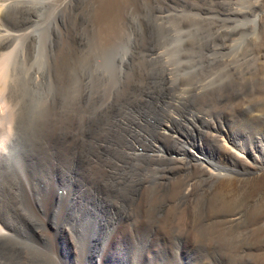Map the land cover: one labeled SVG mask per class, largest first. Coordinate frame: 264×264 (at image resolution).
Returning a JSON list of instances; mask_svg holds the SVG:
<instances>
[{
  "label": "rangeland",
  "instance_id": "1",
  "mask_svg": "<svg viewBox=\"0 0 264 264\" xmlns=\"http://www.w3.org/2000/svg\"><path fill=\"white\" fill-rule=\"evenodd\" d=\"M19 2L3 20L10 37H0L2 50L14 51L25 124L15 149L21 150L4 162L8 168L0 176V204L10 224L0 223L11 234L0 248V264L255 261L252 255L244 260L243 246L254 236L264 245V189L255 184L264 174L256 161L264 164V156H240L244 167L228 189L212 167H201L188 145L214 144L209 156L216 152L219 159L226 145L214 123H223L225 133L229 120L247 118V106L264 111V0ZM202 112L209 124L200 119ZM103 135L119 139L120 150L113 151L111 140L101 141ZM127 139L133 150H125ZM90 143L95 155L97 143L109 148L104 160L120 157L118 169L108 168L111 186L101 182L96 189L75 175L84 172L77 159ZM25 151L33 153V169L47 182L34 193L45 203L38 212L20 199L18 162L24 164ZM62 164L82 190L107 201L96 196L98 204H87L85 223L64 217L62 206L73 196L65 198ZM57 190L63 201L57 199L51 210L48 201ZM236 199L245 212L234 227L238 245L229 247L216 234L230 225L226 218L216 223L213 215L231 210ZM62 220L65 225L57 226Z\"/></svg>",
  "mask_w": 264,
  "mask_h": 264
},
{
  "label": "bare ground",
  "instance_id": "2",
  "mask_svg": "<svg viewBox=\"0 0 264 264\" xmlns=\"http://www.w3.org/2000/svg\"><path fill=\"white\" fill-rule=\"evenodd\" d=\"M18 3H20L19 0H0V31H2L4 26H5L4 23H3L4 22L3 20L5 18H7L6 16H7L8 8H11V6H14L15 4L17 5ZM5 24H7V23L5 22ZM6 30H7V28H6ZM6 32L4 31L5 34L4 33L1 34L0 37L7 36ZM8 35H9V33H8ZM7 37H10V36H7ZM1 42L2 41H1V38H0V171H1V169L4 170V171L0 172V176L4 175L5 170H7V169H3L4 166L5 167L7 166V163H4V162H6L8 160H12L15 157L17 158L16 154H18L20 152V150H21L20 148H19V151L15 150V149H16V146L20 144V141H19L20 132L23 130L24 125H25L24 122H23V105H22V101L19 99V87H18L19 86V83H18V81H19V77L18 76L19 75H17V73H16V71L14 69L15 65H13V63H14V61H13V52L14 51H12V52L11 51L4 52L2 50L3 49V46H2L3 44ZM11 48H13V47H11ZM22 78H23V76H22ZM22 84H24V82ZM22 84H20V85L22 86ZM23 104H25V103L23 102ZM247 107H248V111H247L248 112L247 113L248 116H247V118L244 121L241 120L239 122V124H233L232 120L235 117L232 120H229L228 122L230 123V128L226 129L225 133H223V126H224L223 123H222V125L220 123H218L217 121H216L217 123L216 122L214 123L215 130L217 131V133L219 132L221 134V136H222V138L224 140V144L226 145L224 147L225 148L224 153L219 154V156H218L219 159H216L215 156H214V154H216V152L213 155L209 156V151H211V148H212V150L215 151V145L214 144H211L208 147L209 150L207 149V146H206L205 142H203V141H201V142H197L196 141L197 144L193 143V144L188 145L189 148H193V150H195L194 151V156L196 157L197 162L200 163L201 167L204 168L205 165L212 167L213 169H211V171L213 173H215V172L217 173V175L220 177L221 182H223V184H225L224 185L225 188H228V189H231V184H233L234 180H236L239 177L238 176V174H239L238 170H241V168L244 167L242 165L243 162H241V160L239 159L240 156H245V155H247L248 153H251V152H255V153H253V156L255 157L254 159H256V160H257V158L259 159L260 155L264 156V111L262 112L260 107L259 108L258 107L257 108L256 107L255 108H251V105H249ZM247 107H243V108L241 107V108L243 110H247ZM201 116L202 117L200 119L203 120L202 122H205L206 124H209V120L205 119L206 115L204 116V113H203ZM244 117H246V116H244ZM235 120H236V118H235ZM70 121H71V119H70ZM73 121H74V119H73ZM235 123H236V121H235ZM237 123H238V120H237ZM71 124L69 126H71ZM73 124H75V123H73ZM211 124L213 125V123H211ZM85 126H87V124ZM75 128H76V126H75ZM70 129H72V128H70ZM215 130L213 129V131H215ZM68 131H69V128H68ZM202 131H204V130H202ZM85 135H86V133H85ZM87 136H89V135H87ZM129 136L130 135H128V137ZM54 137H56V136L54 135ZM102 137L103 138L105 137L102 140L100 139L104 143H108V141L111 140L109 142H111L113 144V146H117V147L113 148V151L120 150L121 142L119 141V139H117L114 136H105V135H103ZM214 138H217V137H214ZM92 140H94V139H92ZM126 141H127V145L125 146V148H126L125 150H130V149L133 150V146L134 145L132 143H130L129 139H127ZM215 141L218 142L217 139H215ZM84 142H85V140H84ZM69 143H67V145ZM88 143H89V141H88ZM111 143H109V144H111ZM220 143H221V141H220ZM70 144H72V143H70ZM81 144H82V142H81ZM123 144H124V142H123ZM135 144H136V142H135ZM92 145H93V143L92 144L90 143L88 146L84 147L83 149L81 148V153L79 152V156H78V159H77L79 163L77 165H83V167L85 165L84 172L81 175H78V174H75V175L77 177L81 176V178L83 180H87L89 183L92 184V187H96V189L99 188L101 182L106 184V185H110L111 186V182L108 183V181L110 179H112V177H114V174H113L112 171L110 172L108 170V168L111 167L112 169L113 168L118 169L119 166H118V163H116V162H120V159H118L120 157H116L115 160H106L105 159L106 160L105 161L104 159H102V155L104 154L105 151L108 152L109 148H108V150H105L107 148L105 147V149H104L103 148L104 145H102L101 143L100 144L97 143L96 146H98V149H97V154H96L97 156H96L95 152L93 151V149L91 147ZM68 146H70V145H68ZM152 146L154 148L156 147L154 144ZM69 148H71V147H69ZM116 148H118V149H116ZM189 148L184 146L183 149H184V151L186 153H189ZM252 150H255V151H252ZM64 151H66V150H64ZM67 152H69V150ZM110 152H112V150ZM122 152H123V149L121 150V155H122ZM32 154L30 152H28V151H25V153H24L25 157L24 158L26 160L24 161V164L22 163V165H21L20 160L18 162V164L21 167V169H19V170L21 172L20 174L22 175L21 176L22 183H23V185H22L23 188L22 189H24V196L21 197L20 199L23 198V200H24V198H25L26 201L35 210V212H38L39 207L42 208L43 206H45V203H44V201H39L38 197H36L34 195V193L42 188V187H40V184H44V183H47V182L44 181V180L42 181V176H41L42 174L39 173L40 171H37L36 169H33V168H35V166L32 165V163H31L32 162V158L34 159ZM258 154H260V155L258 156ZM94 158H96V159L94 160ZM261 158L263 159L264 157H261ZM100 161H101V163L99 164ZM263 161H264V159H263ZM89 163L92 164L91 167H92L93 174H91L92 172L89 169H87V165ZM256 163H257V165L260 168H262V169L264 168L263 167L264 164H261V163H259L257 161H256ZM6 168H8V167H6ZM59 168H60V170H59L60 174L59 175H60L61 181H62L63 184L66 183L64 185H66L68 187L67 188V192H65L66 193L65 194L66 195L65 196L66 200H67V196L69 195V193L73 196L72 199H69L66 203H64V206H62L63 209H64L63 210L64 217L66 219H68V221H70V222H72V221L75 222L76 221L79 224L85 223L87 221V218L84 217V212H87V210L90 209L89 206H87V204L88 205L91 204V203L98 204L99 201L106 203L107 201L105 199L103 200L102 198H100V196L98 194L92 196L91 193H89V192L87 193L86 189L82 190L83 187L78 185L79 180L76 178V176H71L70 177L69 174L67 173L66 169L63 170L65 168V166L63 164L60 165ZM220 168L227 169V171L229 169L230 171H233V172L232 173L231 172L221 173L222 171L219 170ZM71 169H73V168H71ZM245 169L247 170L248 167L245 166ZM235 172L238 173V174H236ZM255 181H256L255 184H257V186L259 188L264 189V174H262L260 177H258L257 180H255ZM47 186L48 185H46L45 188ZM72 187H73V189H72ZM58 190L56 192H53L51 197L49 198L48 202L51 205V207H50V208H52L51 210H53L55 208L54 202L57 201V199L63 201V198L58 196L59 195L58 194ZM96 196L99 197L98 203L96 201ZM100 205L102 206V204H100ZM233 205H234V207L231 210H229V211H225L224 210L223 212L219 211V212H217L216 214L213 215V218H215V220H216V218H217V220L218 219L221 220L220 218H222V219L226 218L227 219V222L230 225L229 229L225 230L223 235L221 234V230L218 231V234H216V239L220 238L219 244L222 241L224 244H227L229 247L233 246V245L236 246V244L238 245V241H239V236L237 234L238 231H236L234 227L239 225V223L242 220V217L244 216L243 214L245 212V209L243 207L244 204L242 205V203L239 201V199L238 200L236 199L233 202ZM113 207H114V204H113ZM2 208H3V206L0 204V221H2L3 224H6V225L8 223L10 224V221L7 218L8 213L6 211H4ZM29 208H30V206H29ZM2 211H3V213L5 215H3ZM30 211H31V208H30ZM58 211L59 210H57V212ZM121 216H123L122 213H121ZM211 219H212V217H211ZM217 220H216V223L218 222ZM253 221L255 222L254 219H251L250 223L254 224ZM60 224L65 225L63 220L60 223L56 222L57 226H59ZM5 227H4V225H1V223H0V248L3 246L4 241L7 238H9V236L11 235L10 231H8V229H6L7 227L6 228ZM232 231H234L235 233L234 232L232 233ZM219 244L217 245L218 247L220 246ZM214 248H217V247H214ZM243 248H244L243 250H245V252L243 251L245 253V255H243L244 260L249 259V255L250 256L252 255V257L254 256V260L255 261H245V262H247V264H264V245L263 244H257V242L255 241V236L251 240V242L248 245L243 246ZM221 249H223V248H221ZM221 249H218V251L221 250ZM221 252H222V250H221ZM221 255H223V254H221ZM224 256L225 255H223V257ZM221 258H222V256H221ZM226 258H228V257H225L224 259H226ZM230 259H229V261H230ZM232 262L239 263L240 261H232ZM232 262H230V263L234 264Z\"/></svg>",
  "mask_w": 264,
  "mask_h": 264
}]
</instances>
